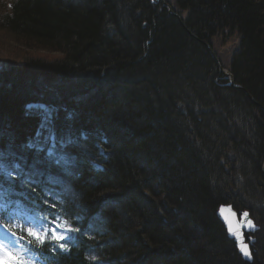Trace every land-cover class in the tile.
I'll list each match as a JSON object with an SVG mask.
<instances>
[{"label":"trees","instance_id":"1","mask_svg":"<svg viewBox=\"0 0 264 264\" xmlns=\"http://www.w3.org/2000/svg\"><path fill=\"white\" fill-rule=\"evenodd\" d=\"M179 2L185 26L151 0L1 2L0 29L40 50L0 66V195L45 228L8 224L14 264H264V112L246 94L264 108V0ZM225 202L259 225L251 262Z\"/></svg>","mask_w":264,"mask_h":264},{"label":"rangeland","instance_id":"2","mask_svg":"<svg viewBox=\"0 0 264 264\" xmlns=\"http://www.w3.org/2000/svg\"><path fill=\"white\" fill-rule=\"evenodd\" d=\"M12 0H0L1 2H5V7L6 9H10V4ZM235 38H233V41ZM217 42V41H216ZM232 43V42H231ZM230 43L224 44V47L229 46ZM223 47V46H222ZM221 47V48H222ZM39 49L34 48L33 46H28L26 44L21 43L20 41H16L13 39L10 35L6 34L5 31L0 29V66L5 65L8 63H12L13 61H16L20 59L21 57H25V55L28 53H34V52H39ZM42 52V51H41ZM223 52V50H222ZM54 54V52H53ZM15 64V63H14ZM45 118H49L48 112H45ZM49 142L50 145H52L53 138L52 136H49ZM6 198L4 195H0V210H5L7 211L6 213V219L7 221L11 222L12 225H23L25 228L27 227L29 230H31L33 235L38 236L45 228L42 227L41 225L42 222L38 220V222L28 214V212L16 201H11L5 200ZM255 207H261L262 204L257 202H253L249 200ZM12 203L9 205V203ZM50 228V227H49ZM51 230H57L56 225H53V229L50 228ZM16 246V243L13 241V243L10 240V237L3 233L0 230V264H4L7 257L14 247Z\"/></svg>","mask_w":264,"mask_h":264},{"label":"water","instance_id":"3","mask_svg":"<svg viewBox=\"0 0 264 264\" xmlns=\"http://www.w3.org/2000/svg\"><path fill=\"white\" fill-rule=\"evenodd\" d=\"M206 45L209 47L208 44ZM211 55L216 58L214 54ZM215 60L220 66L217 58ZM221 70L224 73L229 74V71H226L223 68H221ZM230 85L236 86L233 83ZM245 213H247V216H244ZM216 215L224 224L228 237L234 241L241 258L243 260L250 261L252 259L250 243L254 240V238H250L247 241L244 232L255 230L258 226L256 225L255 220L249 215V210L245 208L243 210L237 211L232 207V204L221 203L217 208ZM249 220L252 222L251 225L248 224ZM245 253H247V255H245Z\"/></svg>","mask_w":264,"mask_h":264},{"label":"bare ground","instance_id":"4","mask_svg":"<svg viewBox=\"0 0 264 264\" xmlns=\"http://www.w3.org/2000/svg\"><path fill=\"white\" fill-rule=\"evenodd\" d=\"M180 3L179 2V0H151V3H153L154 5H157V4H162V5H164V6H166L167 7V13H166V15L167 16H170V17H177L178 18V21H179V23L182 25V26H185V22L184 21H182V18L183 19H185V21L187 22L188 21V17L190 16V13H191V11H190V7L189 8H187L186 9V11H181L180 12V9L178 8V5H177V3ZM182 18H181V17ZM181 18V19H180ZM193 37H195L196 38V35H194ZM206 44H208V46L209 47H207V45ZM206 44H205V46L207 47V49L210 51V54H214L215 56H216V58H217V60L218 61H220V59H219V57L216 55V53H215V51H214V49H213V46L212 45H210L209 43H207L206 42ZM212 52V53H211ZM212 56V55H211ZM212 57H214V56H212ZM215 57H214V59H216ZM218 64V63H217ZM218 67L220 68V66L218 65ZM221 68H223L224 70H226V71H229L228 69H226V68H224V67H221ZM221 68H220V71H221V73H222V76H223V78L226 80V84L228 85H230V84H234V85H236L237 87H238V85L237 84H235L234 83V79H233V75H232V73L229 71V74H226V73H224L222 70H221ZM232 86V85H231ZM199 91L196 93V92H194V91H189L188 92V97L189 98H192L193 100H195V99H197V97L199 96ZM246 94L248 95V97L251 99V100H253V102L255 103V104H257L262 110H263V112H264V108H263V106L261 105V103H259L258 101H256V100H254L253 98H252V96L248 93V92H246ZM176 107L178 108V109H180V108H182V105H179V104H177L176 103ZM229 156H230V158L231 159H233L234 158V152H232V151H230L229 152ZM249 165H251L252 166V163L250 164L249 163ZM259 166H260V172H261V174H262V176L264 177V151H263V155L261 156V158H260V163H259ZM225 203H227V202H225ZM228 203H230V204H232V207L235 209V210H237V211H240V210H243V209H237L236 207H234V205H233V203H231V202H228ZM248 209V208H247ZM249 210V209H248ZM217 211V210H216ZM249 215L255 220V218H254V216H253V214L251 213V211L249 210ZM256 223V222H255ZM223 224V223H222ZM256 225L258 226L257 227V229H255V230H251V231H247V232H244V235L246 236V240L248 241L250 238H254V240L250 243V249H251V245H252V243L256 240V237H255V233H256V231L259 229V225H258V223H256ZM223 226H224V224H223ZM224 228H225V226H224ZM225 230H226V228H225ZM226 234H227V231H226ZM228 236V235H227ZM229 238V237H228ZM231 239V238H230ZM232 240V239H231ZM233 241V240H232ZM233 243H234V241H233ZM234 245H235V243H234ZM236 247V246H235ZM236 249H237V247H236ZM237 251H238V249H237ZM238 253H239V251H238ZM240 254V253H239ZM240 257H241V255H240ZM253 259V258H252ZM252 259L250 260V262L252 261ZM247 261V260H246Z\"/></svg>","mask_w":264,"mask_h":264},{"label":"snow or ice","instance_id":"5","mask_svg":"<svg viewBox=\"0 0 264 264\" xmlns=\"http://www.w3.org/2000/svg\"><path fill=\"white\" fill-rule=\"evenodd\" d=\"M244 216H247V213H245ZM248 224L251 225L252 222L249 220V221H248ZM245 255H247V253H245Z\"/></svg>","mask_w":264,"mask_h":264}]
</instances>
